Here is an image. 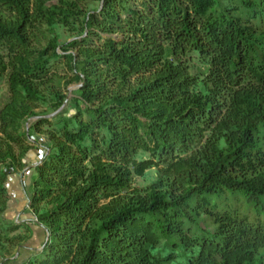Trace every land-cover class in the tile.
<instances>
[{"label":"trees","instance_id":"trees-1","mask_svg":"<svg viewBox=\"0 0 264 264\" xmlns=\"http://www.w3.org/2000/svg\"><path fill=\"white\" fill-rule=\"evenodd\" d=\"M237 11L216 0H0L4 257L29 237L4 219L7 182L44 152L28 194L50 236L24 264H264V228L209 199L264 198V151L254 150L264 25ZM75 84L69 110L24 130ZM204 215L213 227L195 233Z\"/></svg>","mask_w":264,"mask_h":264},{"label":"rangeland","instance_id":"rangeland-1","mask_svg":"<svg viewBox=\"0 0 264 264\" xmlns=\"http://www.w3.org/2000/svg\"><path fill=\"white\" fill-rule=\"evenodd\" d=\"M217 1V8L218 9H224L228 6L236 7L238 11L236 12V17L243 18V19H253L254 23L256 25H264V0H258V6L254 10H247L243 6V2L245 0H216ZM97 6V5H96ZM66 36L63 37V40H66ZM8 78H4L3 80H0V110L4 106V104L7 102L9 97V89H8ZM77 84L72 85L67 90V95L69 96L68 102L73 98L78 96V88ZM65 105L63 110H69L70 106L69 104ZM62 110V111H63ZM54 118V117H53ZM49 118V119H53ZM40 119L38 118H31L30 120H27L24 123V130H29V128L33 125H35ZM255 137V148L254 150L261 149L264 151V127H259V129L254 133ZM34 139H37L40 141L38 137L35 136ZM30 145L37 146L36 143H34L31 140L28 141ZM50 152V151H49ZM47 152V153H49ZM33 155L34 153H30ZM40 155L35 156V159L37 160V166L40 163ZM35 164H31L29 168L22 174L17 175L14 179V182L11 183V189L12 192L15 194L17 193V196L19 195L21 198L23 196V203H25L27 206H30V195L28 194V191H30V187L32 186V178L34 176V170L37 167ZM153 173L150 175V180H143L140 178H137L135 181V187L136 188H145L148 187L151 184V178L153 177ZM23 191L27 192L28 195H24ZM209 199L214 207L217 208V211L220 213L224 212H238V214L241 217H246L251 224L254 225H261L264 228V198L260 199V203L256 206L254 204H250L248 197L245 193L238 192V193H232L230 191H226L225 193L221 195H214L209 196ZM200 225L197 227H194V232L199 233V230L201 228H210L213 227V220L211 217H208L206 215L203 216L202 220L200 221ZM201 227V228H200ZM171 252V249L167 250V254ZM177 255H181V250L177 249ZM182 256V255H181ZM259 259H264V248H262L259 251ZM183 261V260H182ZM258 264V263H257Z\"/></svg>","mask_w":264,"mask_h":264},{"label":"crops","instance_id":"crops-1","mask_svg":"<svg viewBox=\"0 0 264 264\" xmlns=\"http://www.w3.org/2000/svg\"><path fill=\"white\" fill-rule=\"evenodd\" d=\"M16 176L17 175L10 177L7 182L10 201L4 214V219L9 223L19 225L20 229L15 233H24L27 231L29 237L23 244L17 246L11 255L4 257L0 253V264L26 263L30 258L41 252L47 240L46 228L41 223L37 222L29 206L23 203V196L21 198L19 195L17 196V193L15 194V192H12L11 183L14 182ZM23 194L28 195L25 191H23Z\"/></svg>","mask_w":264,"mask_h":264},{"label":"water","instance_id":"water-1","mask_svg":"<svg viewBox=\"0 0 264 264\" xmlns=\"http://www.w3.org/2000/svg\"><path fill=\"white\" fill-rule=\"evenodd\" d=\"M81 87V85H78L77 86V88H80ZM70 96V95H69ZM69 96H68V98H67V101L64 103V105H63V107H61L57 112H55V113H53V114H51V115H49V116H45V117H37L38 119H42V118H46V119H49V118H53V117H55L56 115H58V113H60L62 110H63V108L65 107V105L67 104V102H68V100H69ZM75 114V110H71L70 111V113L68 114V116H71V115H74ZM42 163V162H41ZM41 163H39V166H40V164ZM46 232H47V240L46 241H48V239H49V236H50V233H49V231L46 229Z\"/></svg>","mask_w":264,"mask_h":264},{"label":"built area","instance_id":"built-area-1","mask_svg":"<svg viewBox=\"0 0 264 264\" xmlns=\"http://www.w3.org/2000/svg\"><path fill=\"white\" fill-rule=\"evenodd\" d=\"M40 154H41V156H42V155L44 154V152H41ZM41 162H42V157H41V161H40V163H41Z\"/></svg>","mask_w":264,"mask_h":264}]
</instances>
